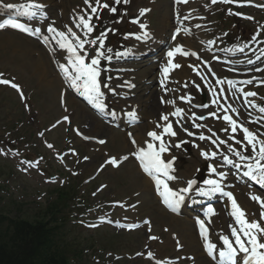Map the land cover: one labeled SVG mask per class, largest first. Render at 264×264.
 <instances>
[{
	"label": "rangeland",
	"instance_id": "1",
	"mask_svg": "<svg viewBox=\"0 0 264 264\" xmlns=\"http://www.w3.org/2000/svg\"><path fill=\"white\" fill-rule=\"evenodd\" d=\"M51 1L50 12L52 18L57 20V24L60 22L59 18H62L63 23L72 22L73 17L69 16L72 9L75 8L81 15L85 14V10L87 9L84 0ZM148 1L128 0L125 3L124 0H121L119 6L116 7V12L108 11L106 17H102L101 13L105 12L103 4L107 0H100L98 13L93 15L90 21L94 27L93 34L97 37L100 32H105L106 38L103 46L106 47L109 44L111 36L119 35L124 25L127 24L129 28L133 27V23H128V18L137 15L143 6H148L143 9H148L149 11L145 12L146 15L141 22H145V18L146 22L148 18H151L156 34H163L164 31H160L159 27L165 24V19L158 17V9L160 8H157V5L162 0H158L157 4L150 6L148 5ZM91 3L93 6H96L95 0H91ZM123 7L125 11L129 7L127 15H125V11L122 12ZM87 10L90 12V9ZM203 14L206 19L201 15H197L198 20L196 21V25H199L200 28L195 30L201 36L206 35L207 38L213 41L215 39V41L220 43L225 38V35L218 30L217 24L209 18L212 13L204 11ZM181 15H183V12H181ZM172 17L169 8L168 18H170L171 23L174 20V23L171 27L165 26L169 27L166 34H171L172 27L177 24L176 20ZM218 36L220 37L219 39L217 38ZM46 56V52L43 48H40V45L36 41L30 42L29 39L22 38L8 30L0 32V73L4 74V77L0 78L17 77V81L23 87L25 96H28L25 100L27 102L19 101L15 91L2 88V84H0V129H2L1 126L8 127V132H2V130L0 137L12 141L8 136L9 130H11V135L16 140L15 143L17 146H20L19 150L14 154L15 161L6 160L0 154V167L6 170L4 171L5 174L0 176V178H3V182L9 187V193H7L8 199L4 201L3 206L8 204L12 212H16L17 205L23 201L26 203L24 205L25 209L35 208L38 201L44 202L46 198V195L45 198L42 197L43 191L61 186L64 179H72L79 185L85 181L86 185L82 184L78 188L79 197L87 193V196L81 197V199L86 198L88 204L91 206L89 212L103 207L99 212L98 218L108 216L120 222H138L147 218L149 219V223L141 230L129 232L128 234L125 232L118 233L114 228L103 222H91L80 215V213H75L73 215L74 221H69L67 225L69 238L76 241L83 250L80 264H111L114 261L117 264H153V262H149L146 259L148 252L153 254L154 252L156 254L162 253L166 256L173 254L175 252L173 250L174 242L177 237L188 245L183 251L184 253L195 255L196 264H205L203 259L202 262L199 261V250L202 252L199 241L196 240L198 251H192L189 248L188 241L182 238L180 234L181 228L191 223L187 220L184 223L178 216L176 217L168 212L161 202L156 199L152 187L146 185L144 181L145 176L137 168L132 158L131 147H125L124 140H127L126 132L112 128L106 130V126H103L99 122L98 124L92 123L91 121L94 119H91L93 118L91 113L83 112L85 114L83 115L70 93L66 94L65 102H61V81L58 76L49 71L51 68L55 72L50 65L48 56ZM46 60L49 62V68L44 64ZM146 66L148 67L147 64L144 67ZM150 67L151 70L153 69L151 76L155 77L153 73L156 71L155 67L151 65ZM139 77L141 76L138 75ZM195 79L196 84H200L198 79ZM142 85L143 91H140ZM144 85H146L145 81L142 83L138 82V90L135 92L137 96L128 97L126 100L124 97H118L122 102V105H119L122 109L124 106L126 108L124 110L136 109L143 114L144 122L140 126V130H138L139 132L142 128L143 132L149 129V125L154 128L160 119L154 118L151 114L148 115L147 109L144 106L145 100L156 86L152 89L151 87H144ZM190 86L192 90H195L193 84ZM251 90L257 93L256 96L252 97V102L260 100L258 105L264 106V88L257 89L256 87H252ZM159 97L156 94L155 101L157 103H160ZM118 99H115L114 103H117ZM27 103L31 105L28 109L25 108V104ZM62 116H68V121L61 122ZM74 127L88 136L106 138L108 141L105 145H99L94 141L85 143L83 139L74 133ZM53 129L55 131L50 135V130ZM43 130L45 131L43 132ZM41 133H43L42 136L40 135ZM39 137H46V140ZM66 138H69L67 144ZM46 142L52 143L53 147L50 149L46 147ZM227 142L230 143L229 141ZM5 146L3 145V147ZM65 147L68 149L67 151L65 150L66 152L62 156L65 154L66 156L59 158L56 155L55 158L54 154L58 153V149L62 150ZM25 149H30L34 154H42V164H40L39 170L40 177L34 178L21 171V168L24 167L22 159ZM177 151L181 152L177 153ZM169 154H172L179 161L173 165V172L177 177L174 183L177 186L183 185L181 183L178 184L179 182L184 183L186 179L194 177L196 173L203 170L204 164L209 162L207 158H203V156L197 154L192 147L174 148L173 153ZM120 156L130 157L118 168H113L112 164L108 163V161L113 157L118 159ZM85 157L88 159H85ZM45 167H47V170H45ZM66 167H70L71 169L68 170ZM49 169L58 170L60 175H54L49 178L46 173ZM87 185L91 188L86 191ZM250 196L253 195L251 194ZM247 197L241 199L246 200ZM75 202L77 203L78 199ZM224 203V201H220L217 204L219 206ZM242 203L241 206L246 210L248 218L250 220H257L261 226H264V219H261L260 214H258L257 210L259 208H257L253 199L248 200V202L242 201ZM179 220L181 221L180 224ZM226 220H229V223ZM211 221V230L215 240H218L219 236L226 234L230 230V219L222 211L216 215L214 213ZM191 227L194 231L192 224ZM113 235H118V237H116V240L112 244L109 237ZM151 237H156V239H152ZM90 246L99 249L95 257H92V250L89 251ZM166 249L169 251H166ZM179 254H174V256L178 257Z\"/></svg>",
	"mask_w": 264,
	"mask_h": 264
},
{
	"label": "snow or ice",
	"instance_id": "2",
	"mask_svg": "<svg viewBox=\"0 0 264 264\" xmlns=\"http://www.w3.org/2000/svg\"><path fill=\"white\" fill-rule=\"evenodd\" d=\"M121 0H114V3L119 4ZM125 3L128 2V0H124ZM185 3H187V0H184ZM217 0H211V3L215 4ZM225 2H229V0H225ZM85 4L87 5V9H90V12L86 9L85 14L80 15L76 17L75 19L78 21L75 24V27L78 29H81L85 36L88 34H91L94 32V27L90 23L92 16L96 15L98 13L100 0H95V5L91 3V0H85ZM4 7L6 8H13L15 7L12 4H5ZM26 9V14H34L32 11L33 9H39L43 7V5L40 4H28L21 6ZM103 7L109 8L110 5L107 3L103 4ZM261 7H264L262 5ZM111 12H116L117 9L115 7H110ZM149 11L148 9H142L140 14L143 15L145 12ZM87 16V18H85ZM251 19V17H249ZM7 25H10L12 28L20 29L21 31L28 32L32 35L38 34L41 29L36 28L33 30L31 27H29L26 24L17 23L13 20H5L3 23H0V29L5 28ZM145 25L141 24V28H144ZM199 27V25L197 26ZM47 31L49 33H52V39L56 40V43L58 44L60 49H66L68 53L67 58V65L66 64H60L59 67L62 72H64L65 79L69 82V87L76 89L77 91L82 90L83 94L88 97V99L93 103V105L97 108L103 111L107 105L103 102V98L105 96V92L102 90V88H108V85L106 83L102 84L99 77L101 75V69L100 65L102 63L100 57L104 55V53L101 51L103 48V45L105 43L106 33L100 32V34L95 39H81L79 35H77L76 32L73 31L71 27L67 28V31H60L57 30L52 25H47ZM147 35V33H145ZM256 35H259L257 33ZM71 37V40L69 39ZM140 38V37H138ZM74 41V43L72 42ZM44 42L48 43L49 38L47 36L44 37ZM88 44L90 46H97L95 48L96 55L89 56L88 51L85 49V45ZM82 50L83 54H81ZM176 53H182L185 56L190 55L189 52L183 50V47L181 45H177L176 48L172 51L168 52L169 56V66L175 68L180 67L178 64H173L171 58ZM191 55H196V53H191ZM88 58L90 62L86 63L85 60ZM218 59V58H217ZM259 59V57L257 58ZM249 64H252L253 61L249 60ZM71 66L73 71H69V67ZM257 71H264V69H256ZM194 71H197L199 75H201V79H205L203 74L199 73V70L194 66ZM165 74L169 72V67H165L164 69ZM212 75H215V73H212ZM3 74L0 73V77H2ZM252 80L243 81V83L251 84ZM227 83L229 87L234 86L236 84V81L233 80H223V79H216L215 84L216 85H224ZM261 84H264V81H260ZM0 84L4 85H11V87L17 89V91L20 93L21 97L23 98L24 94L20 90V86L16 83H13L9 79H2L0 78ZM193 85L199 89L200 85L195 84L193 81ZM187 87V85H185ZM211 88V84L209 85ZM111 91L115 92V89H110ZM243 95L245 97H254L257 95L255 92L250 91H243ZM224 89L220 88L217 90L216 88H212V96L211 103L214 105H217V111L223 110L224 114L223 116H218L217 111L210 112L209 115L216 117L217 119H222L224 121H227L231 125V132L236 133L238 130H242L243 132V140L247 141L248 145H251L252 153L254 155H248L245 156L242 154V151L237 150L233 145L229 144L228 151L233 152L237 157H239L241 162L249 161L247 163V171L245 172L246 176H250L253 179H258L261 183H264V139L258 140L257 135L253 133L249 128L244 127L243 125L238 124V121L233 118L232 115L229 113V106L221 104V100L226 99V97L223 95ZM181 100H185L190 102V97L188 96H181ZM171 103V102H169ZM252 103V102H248ZM253 107H255L254 104H252ZM200 107L208 108V104H202ZM260 112L264 113V106L260 107ZM183 109L177 108L171 115L173 116H180L183 113ZM232 112H236V109H231ZM112 114H115L114 112ZM239 113H237L238 115ZM129 115L133 118H135L136 114L135 112L129 113ZM193 117H195V113L192 114ZM69 118L67 116L64 117V120H68ZM162 121L165 122V125H163V132L158 133L157 131H149L147 132V136L151 138V141H158L159 144L156 146L153 142H147V147H140L138 151L134 152V155L137 157V159L140 162V166L142 167L143 171L147 173L152 179L155 181L156 191L159 194V197L162 198V202L164 205H166L168 208H170L173 212H175L179 206L184 202V195L185 193H188L193 185L196 183L195 180H189L187 182V186L178 190L174 191L172 187H169V184L167 181L170 180H176L177 177L174 175H171L170 173L174 171V160L175 157H172L171 159H168L167 161L162 158V154L169 153L171 151L172 147L180 148L183 146L186 141H178L175 145H172L170 141H165L162 137L167 134L172 137H175L177 133L173 131L172 122L169 120V115L164 114L160 117ZM199 119L203 120L204 117L200 116ZM59 123V122H58ZM195 127H200V125L195 124ZM157 127H161V125H157ZM223 131L227 132L228 128L222 129ZM185 132H188L187 128H184ZM189 135H195L194 133L188 132ZM40 135H43L41 133ZM85 139H88V137H85ZM200 140H206L211 139V137H206L203 134H200L199 136ZM232 139L235 140V136H232ZM99 143L103 144L105 141L100 140ZM132 143L135 144V139L132 140ZM212 143L216 145L218 148L220 144H226L228 143L225 140L219 141L217 143L216 140H212ZM236 143H241V141H236ZM259 145L258 151L257 146ZM49 148H52L53 145L48 144ZM199 147V145H197ZM201 154L205 156V158L212 156L215 157L217 155V152L213 151L211 153L201 150ZM85 159H88L85 157ZM124 159H127V157H124ZM223 160L227 164H233L234 161L230 159L227 155L223 156ZM27 163L31 164V161H28ZM108 163H111L115 165L117 163V159L115 157L111 158ZM239 164H236V167H239ZM210 170L212 172H216V168L213 166H209ZM27 170V169H25ZM219 176L223 177L224 173L219 172ZM164 177V178H161ZM166 178V179H165ZM204 185L210 186L207 189L204 188H198L197 191L200 192L201 195L204 196H211L213 193L222 192L223 189L220 186V182L215 179H207L203 181ZM225 196H227L229 199H231L232 202V208L233 212L232 215L235 217L236 223L240 225V229L236 227L231 228V236L235 238V245L238 246L234 247L233 242L230 240L229 236L223 235L220 237V239L223 241L224 248L219 250V264H237V255L239 253H244V256L242 257V264H264V242H260V238L264 237V226H261L260 222L257 220L249 221L246 219L245 212L239 208L237 205L236 200L233 198V194L231 192H223ZM253 200L258 201L262 208H264V198L259 196H253ZM209 212H212V206L210 205L208 208ZM261 219H264V212L261 213ZM197 223L200 227V235L204 237V247L206 248L208 254L210 256H213L215 258V250L216 245L211 243L208 240L207 236V230L205 228V222L204 220H198ZM127 227L131 228L133 225H127ZM242 236L244 239H242ZM152 239H156V237H151ZM250 245V247H249ZM149 257L153 256V253L148 252L147 254Z\"/></svg>",
	"mask_w": 264,
	"mask_h": 264
},
{
	"label": "trees",
	"instance_id": "3",
	"mask_svg": "<svg viewBox=\"0 0 264 264\" xmlns=\"http://www.w3.org/2000/svg\"><path fill=\"white\" fill-rule=\"evenodd\" d=\"M67 190L58 191L56 212L67 205ZM11 223L12 228L7 226ZM7 227H2V225ZM0 264H66L54 242L53 229L42 220L8 219L0 214Z\"/></svg>",
	"mask_w": 264,
	"mask_h": 264
},
{
	"label": "bare ground",
	"instance_id": "4",
	"mask_svg": "<svg viewBox=\"0 0 264 264\" xmlns=\"http://www.w3.org/2000/svg\"><path fill=\"white\" fill-rule=\"evenodd\" d=\"M159 17L160 18H163L165 19V24L163 25L162 29L163 30H166L168 27H165V26H170L171 27V21H170V18H168V11L166 12V10L163 12L161 11L160 14H159ZM170 77V76H169ZM157 94V91H152L149 95V97L147 98V100L145 101V104L144 106L147 107V112L149 114H154V113H159V110L161 109V106L159 103H157L155 101V95ZM138 136V135H137ZM138 139H140V136L137 137ZM124 143H125V147H128V141L127 140H124ZM144 181L146 183V185H150L151 186V182L148 178H144ZM240 184V183H239ZM242 185V184H241ZM236 193L239 192V196H244V192L247 191V190H241V187H238L236 190ZM182 221V220H181ZM181 221L179 220V224L181 223ZM181 233L182 235L184 236V238L189 242V247L191 248L192 251H197V245H196V232L194 230V232L192 231V229L186 225V226H183L181 228ZM207 262L209 264H213L210 260H208L206 258Z\"/></svg>",
	"mask_w": 264,
	"mask_h": 264
}]
</instances>
